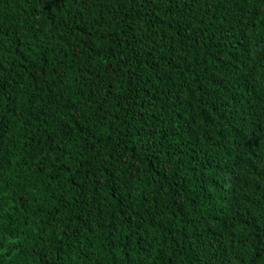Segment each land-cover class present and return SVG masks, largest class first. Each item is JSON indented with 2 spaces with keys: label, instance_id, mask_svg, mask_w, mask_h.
Instances as JSON below:
<instances>
[{
  "label": "trees",
  "instance_id": "16d2710c",
  "mask_svg": "<svg viewBox=\"0 0 264 264\" xmlns=\"http://www.w3.org/2000/svg\"><path fill=\"white\" fill-rule=\"evenodd\" d=\"M0 264H264V0H0Z\"/></svg>",
  "mask_w": 264,
  "mask_h": 264
}]
</instances>
